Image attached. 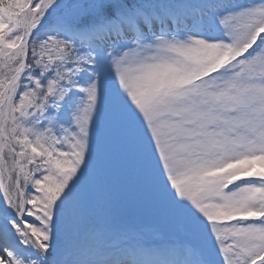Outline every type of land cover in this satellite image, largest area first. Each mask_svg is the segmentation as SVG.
<instances>
[{"label":"rangeland","instance_id":"obj_1","mask_svg":"<svg viewBox=\"0 0 264 264\" xmlns=\"http://www.w3.org/2000/svg\"><path fill=\"white\" fill-rule=\"evenodd\" d=\"M133 13L175 31L101 41ZM0 19V264L132 238L264 264V0H0Z\"/></svg>","mask_w":264,"mask_h":264},{"label":"bare ground","instance_id":"obj_2","mask_svg":"<svg viewBox=\"0 0 264 264\" xmlns=\"http://www.w3.org/2000/svg\"><path fill=\"white\" fill-rule=\"evenodd\" d=\"M17 74V73H16ZM16 77L13 79L15 80ZM13 85V81L11 80L7 86V90L5 91L4 95L6 96L11 87ZM10 222L5 220L3 217H0V232L6 235L9 238V243L12 242V237L10 235V231L8 230L7 225H9ZM4 244V242H2ZM1 244V243H0ZM6 244V243H5ZM4 244V245H5ZM13 245H15V242H12ZM135 248L130 246L129 244H123L122 246H117V254L118 257L129 261L128 263H133V259L136 258L138 262H141L143 264L149 263L150 264H197L198 260L195 257L190 258V260L186 261L188 258V255L179 256L177 255V246H173L170 248H165L162 245H158L156 243L152 244V248H136L137 245H134ZM149 250V251H148ZM84 260L86 262H77L80 256H76L71 258V264H117V262H114L115 258H107L106 260L102 261L104 256L100 254H96V252L87 253L82 252L81 253ZM7 254H3V257H5ZM129 255H131V258L129 259ZM136 255V257H134ZM90 261H87V260ZM81 261V260H80ZM121 264H125V262H122Z\"/></svg>","mask_w":264,"mask_h":264},{"label":"trees","instance_id":"obj_3","mask_svg":"<svg viewBox=\"0 0 264 264\" xmlns=\"http://www.w3.org/2000/svg\"><path fill=\"white\" fill-rule=\"evenodd\" d=\"M5 1H7V0H5ZM211 4H212V2H210V3H209V2H208V3H207V2H202V3H201L202 6H197V5H196L195 8L193 9V12H192V13H194L195 11H197V8H199V7H200V8L202 7L203 9H205V7H206L207 5L210 6ZM153 5L157 7L156 4L153 3L151 6H153ZM206 8H207V7H206ZM147 9H149V8H147ZM190 10H191V6H190V5H186V8H183L182 12H184L185 14H188V15H189V14H190V12H189ZM138 18H139L140 20H143V16H142V18H140V17H138ZM1 23H3V22H2V20L0 19V24H1ZM75 63H76L75 61L70 60V61L68 62V66H69V67H70V66H73V64H75ZM50 75H51V73H50Z\"/></svg>","mask_w":264,"mask_h":264}]
</instances>
